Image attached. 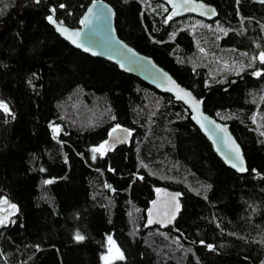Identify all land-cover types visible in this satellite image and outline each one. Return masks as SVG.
<instances>
[{"label":"trees","instance_id":"obj_1","mask_svg":"<svg viewBox=\"0 0 264 264\" xmlns=\"http://www.w3.org/2000/svg\"><path fill=\"white\" fill-rule=\"evenodd\" d=\"M94 1L0 0V213L15 205L0 264H103L109 237L123 257L112 264H264V3L198 0L217 10L207 22L169 20L162 2L102 0L122 41L229 125L247 163L238 174L182 104L50 26L54 15L80 28ZM115 127L131 144L104 153ZM161 188L180 193V213L147 229Z\"/></svg>","mask_w":264,"mask_h":264},{"label":"water","instance_id":"obj_2","mask_svg":"<svg viewBox=\"0 0 264 264\" xmlns=\"http://www.w3.org/2000/svg\"><path fill=\"white\" fill-rule=\"evenodd\" d=\"M162 2L169 8V20L194 16L207 22L218 17L217 10L198 0H152ZM95 5V7H93ZM89 9L92 12L89 13ZM50 26L56 34L73 48L91 57L105 60L115 65L121 72L132 75L156 89L162 94L171 96L175 102L182 104L190 113V119L210 143L214 153L228 168L238 174L247 173V163L243 149L226 125L204 111L203 101L198 99L190 90L181 86L165 69L160 67L152 58L136 51L122 41L115 26V12L110 5L102 0L91 3L82 18L80 28L72 29L55 20L54 15ZM88 17L89 23H81ZM62 29H67L63 32ZM79 33L78 36L72 35ZM75 40L76 43L72 41ZM77 44L81 45L77 47ZM85 49H88L85 51ZM131 49L132 51H128ZM95 53V55L93 54ZM135 53V55H133ZM187 94V95H186ZM223 129V130H221ZM133 134L126 127H115L107 136L102 151L107 153L121 146L131 144ZM234 148L239 149L237 154ZM233 165H236L235 167ZM243 169L241 171L240 169ZM180 193L165 188L159 189L146 211V228L158 227L166 230L174 226L180 213ZM15 208L0 213L3 225H7Z\"/></svg>","mask_w":264,"mask_h":264},{"label":"snow or ice","instance_id":"obj_3","mask_svg":"<svg viewBox=\"0 0 264 264\" xmlns=\"http://www.w3.org/2000/svg\"><path fill=\"white\" fill-rule=\"evenodd\" d=\"M35 2H36V3H39L40 0H35ZM261 2L264 3V0H261ZM61 7H63V5H61ZM93 7H95V5H93ZM54 11H55V9H53V12H54ZM91 12H92V9H89V13H91ZM48 19H49L50 22H52V17H51V16H49ZM89 22H90V21H89L88 17H85L84 20L81 21V23H89ZM62 31H63V32H67V29H62ZM72 35H74V36H78L79 33H73ZM72 42H73V43H76L75 40H73ZM80 46H81V45L77 44V47H80ZM87 50H88V49H85V51H87ZM128 51H132V50H131V49H128ZM93 54L95 55V53H93ZM133 55H135V53H133ZM260 60H261L262 63H264V53L261 54V56H260ZM257 74H259V73H257ZM186 95H187V94H186ZM0 108H3L5 111H7V106L4 105L3 103H0ZM221 130H223V129H221ZM94 151H96V150L94 149ZM234 151H236L237 154L239 153V149H238V148H234ZM233 166L235 167L236 165H233ZM240 170L243 171L242 168H241ZM49 182H50V181H49ZM12 207L15 208V205H12ZM2 225H3V220H0V226H2ZM76 239H77V240H83L84 237L81 236V235H79V234H77ZM109 240H111L110 237H109ZM120 258L122 259L123 257L121 256Z\"/></svg>","mask_w":264,"mask_h":264},{"label":"rangeland","instance_id":"obj_4","mask_svg":"<svg viewBox=\"0 0 264 264\" xmlns=\"http://www.w3.org/2000/svg\"><path fill=\"white\" fill-rule=\"evenodd\" d=\"M261 55H259L260 58ZM121 252L112 240H107L106 251L103 256V264H112L116 259L120 258Z\"/></svg>","mask_w":264,"mask_h":264}]
</instances>
